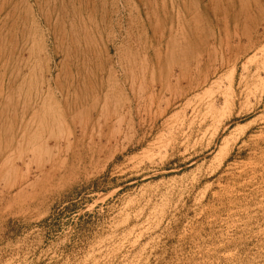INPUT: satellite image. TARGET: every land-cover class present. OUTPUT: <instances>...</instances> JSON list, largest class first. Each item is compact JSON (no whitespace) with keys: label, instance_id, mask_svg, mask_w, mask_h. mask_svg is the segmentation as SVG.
Masks as SVG:
<instances>
[{"label":"rangeland","instance_id":"rangeland-1","mask_svg":"<svg viewBox=\"0 0 264 264\" xmlns=\"http://www.w3.org/2000/svg\"><path fill=\"white\" fill-rule=\"evenodd\" d=\"M0 264H264V0H0Z\"/></svg>","mask_w":264,"mask_h":264},{"label":"bare ground","instance_id":"bare-ground-1","mask_svg":"<svg viewBox=\"0 0 264 264\" xmlns=\"http://www.w3.org/2000/svg\"><path fill=\"white\" fill-rule=\"evenodd\" d=\"M59 1V0H58ZM216 1V0H215ZM247 1V0H246ZM185 2V1H184ZM79 3V2H78ZM246 4H247V2H246ZM52 5V4H51ZM48 6V5H47ZM215 6V5H214ZM217 8V7H216ZM243 9V8H242ZM248 17V16H247ZM203 23V22H202ZM200 25V24H199ZM203 25V24H202ZM196 29V28H195ZM179 37V36H178ZM194 38H195V36H194ZM200 43V42H199ZM173 44V43H172ZM188 48H190V47H188ZM189 55H191V54H189ZM191 58V57H190ZM174 59V58H173ZM29 103V102H28ZM31 108V107H30ZM26 109V108H25ZM44 109H46V108H44ZM33 113V112H32ZM24 114H25V112H24ZM41 114H43V113H41ZM33 116V115H32ZM53 117V116H52ZM19 119V118H18ZM29 120V119H28ZM61 121V120H60ZM20 123V122H19ZM59 124V123H58ZM40 125V124H39ZM61 125V124H60ZM30 127V126H29ZM25 130V129H24ZM49 131V130H48ZM33 132V131H32ZM41 133V132H40ZM10 134V133H9ZM38 134V133H37ZM50 135H51V133H49ZM13 135H14V133H13ZM29 136V135H28ZM15 137V136H14ZM28 140V139H27ZM44 142V141H43ZM44 144V143H43ZM26 145V144H25ZM37 146H39V145H37ZM44 149V148H43ZM42 149V150H43ZM9 151V150H8ZM18 152H20V151H18ZM19 154V153H18ZM49 167V166H48Z\"/></svg>","mask_w":264,"mask_h":264}]
</instances>
